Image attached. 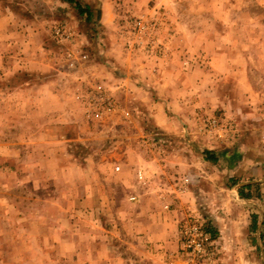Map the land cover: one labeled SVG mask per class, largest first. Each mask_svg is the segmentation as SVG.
<instances>
[{
    "label": "rangeland",
    "instance_id": "rangeland-1",
    "mask_svg": "<svg viewBox=\"0 0 264 264\" xmlns=\"http://www.w3.org/2000/svg\"><path fill=\"white\" fill-rule=\"evenodd\" d=\"M76 1L0 0V264H264V0Z\"/></svg>",
    "mask_w": 264,
    "mask_h": 264
},
{
    "label": "trees",
    "instance_id": "trees-1",
    "mask_svg": "<svg viewBox=\"0 0 264 264\" xmlns=\"http://www.w3.org/2000/svg\"><path fill=\"white\" fill-rule=\"evenodd\" d=\"M63 1L75 4L76 7L79 10V13L81 15H86L88 20L90 19V17H91V14H90L91 13V10H90L91 8H90V6H83L80 2H78L76 0H63ZM223 154H224L223 152L217 153V152H214V151H206L205 152V158L207 160L211 161V162L219 163L220 160H223V158H222V157H224ZM248 187H250V185L246 186L245 188H248ZM242 190L243 189H239V195L241 197L249 198L250 195L249 194H245L244 195ZM261 237L264 238V232L261 233Z\"/></svg>",
    "mask_w": 264,
    "mask_h": 264
},
{
    "label": "built area",
    "instance_id": "built-area-1",
    "mask_svg": "<svg viewBox=\"0 0 264 264\" xmlns=\"http://www.w3.org/2000/svg\"><path fill=\"white\" fill-rule=\"evenodd\" d=\"M99 93H100V98H102L103 97V92L99 91ZM105 99H108V98H105ZM106 101H108V100H106ZM107 104L109 106H112L113 102L108 101ZM93 116L94 117H99L100 116L99 111L94 112ZM138 178L140 180H142L144 178V176H143V174L141 172H139ZM191 234H192V238L187 240V245L186 246L189 247L193 252H195L197 254H201L203 252V249H204L203 233L200 230H194V232L191 233Z\"/></svg>",
    "mask_w": 264,
    "mask_h": 264
},
{
    "label": "crops",
    "instance_id": "crops-1",
    "mask_svg": "<svg viewBox=\"0 0 264 264\" xmlns=\"http://www.w3.org/2000/svg\"><path fill=\"white\" fill-rule=\"evenodd\" d=\"M217 69V68H216ZM220 71V70H219ZM215 73H217V74H223V71H220V73L218 72V71H216ZM143 75H148V74H143ZM184 79H186L187 80V78H180V80H182L183 82H184ZM185 83V82H184ZM223 158V157H222ZM222 160H220L219 162H221Z\"/></svg>",
    "mask_w": 264,
    "mask_h": 264
}]
</instances>
